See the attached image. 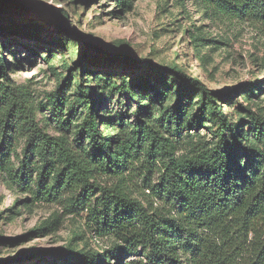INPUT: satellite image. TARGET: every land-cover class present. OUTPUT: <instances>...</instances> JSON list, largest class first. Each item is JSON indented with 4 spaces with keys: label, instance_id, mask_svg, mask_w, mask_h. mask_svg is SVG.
Returning <instances> with one entry per match:
<instances>
[{
    "label": "rangeland",
    "instance_id": "1",
    "mask_svg": "<svg viewBox=\"0 0 264 264\" xmlns=\"http://www.w3.org/2000/svg\"><path fill=\"white\" fill-rule=\"evenodd\" d=\"M120 55H128L131 63L117 60ZM169 68L218 92L221 113L241 121L247 133L252 131L247 117L264 118L262 25L220 16L202 0H0V97L6 86L17 88L43 132L68 142L86 161L95 187L86 193L82 179L68 172L61 176L66 166L53 150L49 194H41L47 164L40 154L43 144L27 158L26 119L9 133L7 143L3 121L8 107L0 104V264H67L49 254L20 257L48 251L102 255L124 248L98 234L92 223L91 213L103 197L100 189L152 209L148 185L165 173L166 153L180 163L215 146L204 93L188 90ZM92 108L101 140L110 141L112 151L121 147L131 153L123 176L92 164L100 153L91 151L90 138L83 136ZM154 131L167 152L151 151ZM25 162L29 174L22 181ZM139 255L126 252L121 261H104L130 264L143 261Z\"/></svg>",
    "mask_w": 264,
    "mask_h": 264
},
{
    "label": "trees",
    "instance_id": "2",
    "mask_svg": "<svg viewBox=\"0 0 264 264\" xmlns=\"http://www.w3.org/2000/svg\"><path fill=\"white\" fill-rule=\"evenodd\" d=\"M202 1L207 9L220 16L264 26V0ZM91 50L98 51V48L93 46ZM117 60L131 63L128 55H120ZM1 70L3 77L7 78L4 65H1ZM167 71L186 84L188 90L194 88L204 93L205 108L209 109L210 122L215 124L212 129L217 140L215 146L200 150L192 159L180 163L166 153L170 161L165 173L155 184L147 183L152 209L115 191L100 189L103 197L91 213L92 223L98 234L109 235L115 239L116 245L124 244V248L117 246L102 255L58 254L57 251L28 253V257L20 259H43L49 254L54 260L67 264H105L104 260L112 257L121 261L126 252H130L143 258V261L130 264H264V118L253 114L247 117L250 120L247 125L252 130L247 133L241 121L232 122L231 116L221 113L222 107L216 97L220 96L218 92L210 91L204 82L196 77H187L178 68ZM79 88L88 104L86 87L81 83ZM246 91L254 92L253 89ZM0 104L8 107L3 121L7 143L12 138L9 133L26 119L29 124L27 158L37 154L39 144H43L40 154L47 164L41 174V194H49L47 179L52 176L50 155L53 150L66 166L61 176L68 172L82 179L86 193L88 189H95L90 185L92 171L84 168L86 161L70 148L68 142L53 139L43 132L17 88L6 86ZM62 109L59 104L58 110ZM94 111L92 108L88 112L83 129V136L90 138V150L100 153L92 164L107 174L123 176L131 153L121 147L112 151L113 144L101 140L97 123L99 116ZM153 137L151 151L161 148L167 152L164 139L156 131ZM24 169L22 181L29 174L26 162ZM84 197L78 200L81 202L80 198Z\"/></svg>",
    "mask_w": 264,
    "mask_h": 264
}]
</instances>
